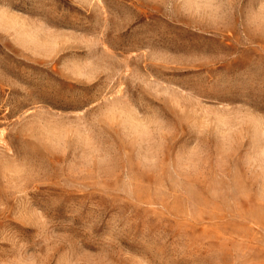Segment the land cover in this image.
Segmentation results:
<instances>
[{
  "label": "rangeland",
  "instance_id": "obj_1",
  "mask_svg": "<svg viewBox=\"0 0 264 264\" xmlns=\"http://www.w3.org/2000/svg\"><path fill=\"white\" fill-rule=\"evenodd\" d=\"M0 264H264V0H0Z\"/></svg>",
  "mask_w": 264,
  "mask_h": 264
}]
</instances>
